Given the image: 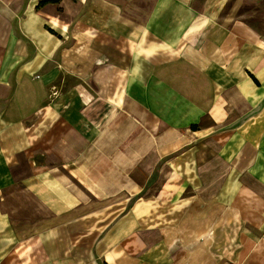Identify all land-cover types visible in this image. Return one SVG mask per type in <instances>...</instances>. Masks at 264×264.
Listing matches in <instances>:
<instances>
[{
	"label": "crops",
	"instance_id": "crops-1",
	"mask_svg": "<svg viewBox=\"0 0 264 264\" xmlns=\"http://www.w3.org/2000/svg\"><path fill=\"white\" fill-rule=\"evenodd\" d=\"M209 153L231 218L183 262ZM0 264H264V0H0Z\"/></svg>",
	"mask_w": 264,
	"mask_h": 264
},
{
	"label": "rangeland",
	"instance_id": "rangeland-1",
	"mask_svg": "<svg viewBox=\"0 0 264 264\" xmlns=\"http://www.w3.org/2000/svg\"><path fill=\"white\" fill-rule=\"evenodd\" d=\"M200 165L198 170L199 183L190 186L183 194L185 200L184 217L180 219L179 230L175 234L181 241L183 237L186 238L184 241L188 243V249L182 247L179 239L175 244L177 246L174 256L176 260H186L183 262H192V260L199 258L205 260L218 258L219 251H214L215 246L218 248V245L215 244L216 241L213 240L214 224L217 223L218 225L222 219L228 222L231 218L225 199L227 196L225 191L227 187L225 186L229 177L227 165L221 158L211 153L204 156V161H201ZM145 191L143 194L146 195L148 191ZM220 196L221 203L219 204L217 200ZM226 224L228 223L223 222V226ZM241 230L243 229L239 226L238 234L241 233ZM199 231H201L200 234H198ZM261 250L258 249V252L263 253Z\"/></svg>",
	"mask_w": 264,
	"mask_h": 264
}]
</instances>
